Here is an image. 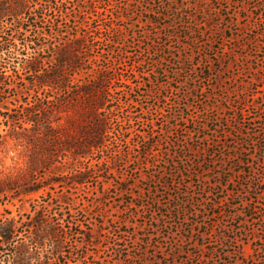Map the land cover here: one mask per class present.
Instances as JSON below:
<instances>
[{"label":"rangeland","instance_id":"rangeland-1","mask_svg":"<svg viewBox=\"0 0 264 264\" xmlns=\"http://www.w3.org/2000/svg\"><path fill=\"white\" fill-rule=\"evenodd\" d=\"M38 2L93 35L106 147L45 166V133L8 118L27 81L0 93V264H264V0Z\"/></svg>","mask_w":264,"mask_h":264},{"label":"trees","instance_id":"trees-1","mask_svg":"<svg viewBox=\"0 0 264 264\" xmlns=\"http://www.w3.org/2000/svg\"><path fill=\"white\" fill-rule=\"evenodd\" d=\"M38 1L0 0V93L9 88L17 89L19 80L27 81L26 87L31 89L21 92L27 94L28 102L15 107L26 118H8L13 124L20 120L21 125H29V129L39 127L37 130L45 133L46 136L37 137L43 141L42 150L47 155L45 166L51 165L61 153L73 168L76 164L81 165L82 157H89L96 149L106 147L108 121L100 116L98 110L104 108V87L108 77L100 78L102 70L86 66L87 62L91 65L88 51L94 45L93 35L87 31L80 34V25L73 23L69 30L72 33L68 31L71 37L63 39L59 30L66 17L62 3L51 7ZM30 17L34 20L30 31L20 24L22 31L16 30L12 35L6 33L5 19L28 20ZM18 73L24 77L19 78ZM30 75L33 79L28 77ZM0 104L3 103L0 101ZM90 178V172L85 168L76 171L66 185L83 184ZM50 231L47 236L52 239L58 236L56 229L55 233ZM12 233V229L0 227V240L9 243ZM35 235L36 239L31 240V244L22 243L14 247L13 262L16 258L30 255L32 245H44L45 235L42 232ZM22 260L18 264H28Z\"/></svg>","mask_w":264,"mask_h":264}]
</instances>
